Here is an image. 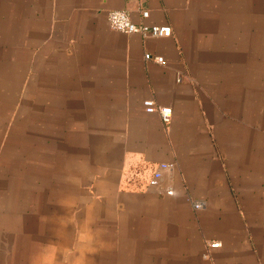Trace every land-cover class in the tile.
Wrapping results in <instances>:
<instances>
[{
  "label": "crops",
  "instance_id": "crops-1",
  "mask_svg": "<svg viewBox=\"0 0 264 264\" xmlns=\"http://www.w3.org/2000/svg\"><path fill=\"white\" fill-rule=\"evenodd\" d=\"M209 7L0 0V46L24 77L19 105L33 102L35 151L76 221V240L56 241L40 264H264V115L237 84L232 55L200 46ZM112 10L172 34L113 30ZM148 99L172 109L169 123L145 111ZM7 138L0 158L12 156ZM9 185L0 184V222L14 220L18 201L24 221V183L18 192ZM6 226L0 264L11 259Z\"/></svg>",
  "mask_w": 264,
  "mask_h": 264
},
{
  "label": "rangeland",
  "instance_id": "rangeland-1",
  "mask_svg": "<svg viewBox=\"0 0 264 264\" xmlns=\"http://www.w3.org/2000/svg\"><path fill=\"white\" fill-rule=\"evenodd\" d=\"M203 1L210 3V12L208 20L201 25L200 46H209L211 53L232 55L237 84L250 87L251 108L261 117L264 115V0H229L233 4L227 5L228 12L221 5L224 0ZM21 74L17 61H7L0 46V141L7 134L12 153L0 158V184L10 183L9 187L18 192L24 183L26 211L25 220L21 221L17 214L19 201L16 202L11 215L14 220L0 222V235L7 224L14 229L4 239L9 244L10 264H40L39 259L48 253L50 245L70 238L76 240V221L66 214L65 205H61L65 203V194L59 196L52 190L55 175L50 172L49 159L39 157L35 151L33 102L19 105L24 80ZM74 196L80 198L79 190L74 191ZM56 209L59 213L55 218ZM77 209L73 207L72 213Z\"/></svg>",
  "mask_w": 264,
  "mask_h": 264
},
{
  "label": "built area",
  "instance_id": "built-area-1",
  "mask_svg": "<svg viewBox=\"0 0 264 264\" xmlns=\"http://www.w3.org/2000/svg\"><path fill=\"white\" fill-rule=\"evenodd\" d=\"M140 14L142 18H147L149 16L148 11L146 10H142ZM107 20L113 30L121 33L141 34L144 37L150 38L169 37L172 34V29L168 25H145L142 23H136L124 10H112L108 12ZM145 59H153L158 63H163V58L159 56L153 57L150 54H146ZM144 107L147 113H157L161 121L165 124L169 123L172 118L173 111L170 107L158 106L155 101L151 99L144 101ZM210 246L217 248L220 246V243L213 242Z\"/></svg>",
  "mask_w": 264,
  "mask_h": 264
}]
</instances>
